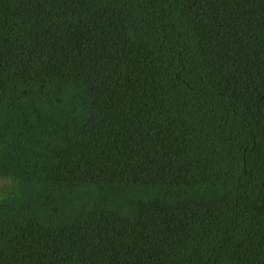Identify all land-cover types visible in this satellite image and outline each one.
<instances>
[{"label": "trees", "instance_id": "16d2710c", "mask_svg": "<svg viewBox=\"0 0 264 264\" xmlns=\"http://www.w3.org/2000/svg\"><path fill=\"white\" fill-rule=\"evenodd\" d=\"M0 264H264V0H0Z\"/></svg>", "mask_w": 264, "mask_h": 264}]
</instances>
